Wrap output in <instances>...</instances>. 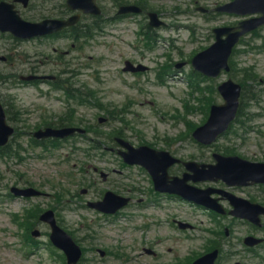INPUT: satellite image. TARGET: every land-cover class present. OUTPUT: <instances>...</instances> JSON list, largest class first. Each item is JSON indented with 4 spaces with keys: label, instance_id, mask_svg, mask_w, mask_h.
Wrapping results in <instances>:
<instances>
[{
    "label": "rangeland",
    "instance_id": "rangeland-1",
    "mask_svg": "<svg viewBox=\"0 0 264 264\" xmlns=\"http://www.w3.org/2000/svg\"><path fill=\"white\" fill-rule=\"evenodd\" d=\"M53 1L55 0L41 4V0H35L32 8L25 9L22 6L19 8L24 16L36 17L55 11ZM223 1L226 0H156V5H163L162 11L168 27L159 30L162 41L152 50L146 43L142 45L143 36L140 41L138 40L139 36L132 30L134 24L131 21L126 22L124 26L121 25L122 30L118 39L109 36L110 28L107 25L102 35L97 33L94 41L81 50L66 47V42L69 44L74 42L73 40L65 42L50 39L42 42L16 43L15 40L12 42L9 37L0 35V55L6 54L9 57L7 63L0 60V96L10 101L9 107L13 119L14 112L18 116V119L11 123L21 129L14 141L27 146L28 134L43 125L44 121L75 119L78 124L92 126L103 132L113 131L119 126L124 127L127 138L137 144L144 138L158 146L168 148L179 143L190 145L191 139L185 137L176 141V136L190 126V122L193 126L201 124L207 117L206 111L212 101H222L217 90L214 92V87L227 79L231 73H223L215 80H203L201 86L206 87V95L210 99L200 101L193 97L188 109L182 104L188 96L187 80L191 78L192 71L190 62L180 69L174 66V71H167L165 82H161L158 78L159 64L166 63L168 57L174 59L172 65L179 61H190L194 50H201L202 46L212 43L213 38L210 36L212 27L236 22L238 18L232 15L205 18L196 9L197 2L203 6L213 7ZM129 25L132 28L129 29ZM192 27L196 30L195 35L192 34ZM258 35H264V28L257 35L246 36L245 42L240 44L235 52L233 56L235 69L232 72L234 79L244 77V71L252 77L259 75L260 78H264V36ZM128 43H139L140 47L135 49ZM61 49L63 52H60ZM166 53L172 56H166ZM126 59L144 63L150 66V69L140 73L124 72L122 68ZM32 70L56 75L57 78H63L80 89L87 88L89 93L97 96L98 102L101 101L112 107L124 105L125 113L118 114V117L121 120H128L130 127L124 124L125 121L120 120L107 124L99 123L98 116L107 114L99 103L81 105L71 100L69 104L65 93L48 81L29 85L18 82L20 75H27ZM8 80L9 83L4 82ZM248 88L251 89V93L257 92L255 87ZM202 95L201 92L199 96ZM259 95L260 105L252 102L251 99L247 100L248 111H251V119L247 122L246 128L249 130H244L245 128L240 126L241 123L237 122L233 130L227 134V140L233 139L230 144H233L238 153L255 159L264 157V108H261L264 107V83L259 89ZM209 100L211 101L208 102ZM182 108L184 111L180 120L183 122L170 117V113L182 111ZM66 116H69V119H66ZM235 132H242V136L234 135ZM90 135L94 133L91 132ZM86 141L85 138L76 137L70 139L60 149L46 151L42 148H34L26 153L23 151L22 159H0V192L3 193L0 199V264H61L59 260L54 259L46 236L34 238L35 240L29 239L30 244L23 239V229L17 223L28 209L32 214H41L37 206L52 204V199L15 200L7 198L5 192L17 183L34 182L43 187L49 185L48 182L67 184L72 177H76L78 183L82 179L79 171L80 163L75 166L73 160L78 159L80 162L81 159H87V155H83L82 151L74 155L70 149L76 142L79 148H83ZM226 141L222 140L220 143L225 145L228 143ZM71 156L72 161L69 160ZM93 162L106 169L116 168L123 171L121 174L129 182L139 181L145 177L144 171L138 167L119 165L116 156L111 158L108 155L102 158L97 152ZM114 177L120 178L118 175ZM76 183L73 182L72 186ZM75 205L79 206V203L74 201L73 206ZM180 210L182 214L188 212L192 221L201 220L196 214L198 212H192L191 208L183 207ZM173 212L180 214L178 209ZM16 214L20 217H15ZM136 215L135 222L131 221L130 224L121 220L113 225L102 222V226L93 223V220L97 219V214L85 208L75 209L69 206L61 213L62 220L64 219L65 223L72 227H78V230H81L80 225L84 222V218H89L95 227L97 239L94 243L89 239L85 242L88 245L90 243L106 245L119 253L102 261L99 260L100 256L94 246V251L88 250L85 254L82 264H137L138 260L141 261L137 257L142 247L146 245L145 243L154 245L157 237L162 239L165 257L171 256L168 251L170 247H174L178 256L183 258L182 256L190 249L197 250V246L203 243L202 238H195L203 234L201 231L192 232L191 237H188L178 229H173L168 223H163L161 227L155 225L152 229L135 228V225H143L141 214L136 213ZM157 215V210L148 209L142 216H152L153 221L160 223ZM209 219L204 226L209 223L214 226L213 217ZM245 229L243 224H238L234 230L243 234ZM234 234L238 235L236 232ZM258 251L264 252V249ZM146 259L144 263L151 264L149 263L152 261L151 257L146 256ZM246 264L264 263L257 258H250Z\"/></svg>",
    "mask_w": 264,
    "mask_h": 264
},
{
    "label": "water",
    "instance_id": "water-1",
    "mask_svg": "<svg viewBox=\"0 0 264 264\" xmlns=\"http://www.w3.org/2000/svg\"><path fill=\"white\" fill-rule=\"evenodd\" d=\"M80 3L81 2L79 0H76V4ZM231 5L234 6L230 7ZM82 8L85 10H93V6L88 3L83 4ZM223 9L237 11L243 14L262 12L263 16L260 19L261 21L258 23L255 21L254 24H260L264 22V0H236L233 4L223 7ZM252 23V20L241 23L239 26L241 30L237 32H232L231 28H221L218 30V42L213 47L197 56L194 60V65L205 73L217 75L222 68L227 67V57L230 53L232 45L238 40L242 33L246 32L252 27ZM62 24L64 25L67 23ZM54 28L56 27L50 25L47 22H26L21 18L20 14H18V11L13 10V7L6 3L0 4L1 30H10L18 37L28 38L35 35L46 34L52 31ZM225 33L228 35V38L223 40L222 35ZM220 90L223 92L226 98V105H224V107H218L217 109L214 108L207 127L204 129H199L197 134H205L206 132L212 130L210 135H212V137L216 136V134L221 130L222 126L228 122L229 118L237 108L239 87L236 86L232 81H228L220 86ZM1 114L0 126L2 127H0V143H4L3 140L7 138V136L12 132V129L5 124L3 112ZM71 132L72 130L70 129H63L59 131L51 130L43 132L38 136H48L53 134L64 136ZM212 139H208V141ZM126 160L132 163H146L142 157V154L140 155L138 152L126 155Z\"/></svg>",
    "mask_w": 264,
    "mask_h": 264
},
{
    "label": "flooded vegetation",
    "instance_id": "flooded-vegetation-1",
    "mask_svg": "<svg viewBox=\"0 0 264 264\" xmlns=\"http://www.w3.org/2000/svg\"><path fill=\"white\" fill-rule=\"evenodd\" d=\"M98 1H99L102 5H103V3H105V2H109L112 8H113V6H115V5H118V6L122 5V3L124 2L123 0H98ZM60 2H61V0H60ZM117 17H121V16H120V15H114V16H112V18H117Z\"/></svg>",
    "mask_w": 264,
    "mask_h": 264
}]
</instances>
